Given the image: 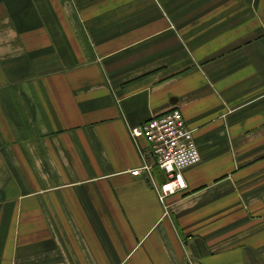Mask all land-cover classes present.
Returning a JSON list of instances; mask_svg holds the SVG:
<instances>
[{"label": "crops", "instance_id": "crops-1", "mask_svg": "<svg viewBox=\"0 0 264 264\" xmlns=\"http://www.w3.org/2000/svg\"><path fill=\"white\" fill-rule=\"evenodd\" d=\"M172 109L161 204L129 128ZM263 167L264 0H0V264H264Z\"/></svg>", "mask_w": 264, "mask_h": 264}, {"label": "built area", "instance_id": "built-area-1", "mask_svg": "<svg viewBox=\"0 0 264 264\" xmlns=\"http://www.w3.org/2000/svg\"><path fill=\"white\" fill-rule=\"evenodd\" d=\"M129 131L134 140L142 137L146 140V154L151 157L150 162L146 161L132 172L137 175L144 171L153 182L152 167H158L164 173L165 180L154 186L158 198L163 202L185 189L183 172L199 163L201 155L194 139V129L188 125L182 112L179 109L169 110L130 127Z\"/></svg>", "mask_w": 264, "mask_h": 264}, {"label": "rangeland", "instance_id": "rangeland-1", "mask_svg": "<svg viewBox=\"0 0 264 264\" xmlns=\"http://www.w3.org/2000/svg\"><path fill=\"white\" fill-rule=\"evenodd\" d=\"M142 140H144L145 142H146V140L142 137L141 138ZM264 168V167H263ZM132 175V174H131ZM261 176H263L264 177V173H261ZM141 177V179L142 180H144L145 181V176L144 175H141L140 176ZM262 177V181H261V183H259V185H260V188H262V189H264V178ZM256 183V182H255ZM153 188H154V190H155V186H154V184L155 185H157V183L155 182V180H153ZM255 186H256V184H255ZM156 191V190H155ZM157 194V193H156ZM157 197H158V195H157ZM158 200L160 201V203L162 204V201L158 198ZM167 205V204H166ZM162 207H163V205H162ZM148 216H145V215H138L137 216V224L138 225H140L141 227H143V225L148 221ZM137 236H138V234L140 233V231L138 230L137 232ZM133 242L135 243L136 242V237L135 238H133ZM138 247V246H137ZM136 247V248H137ZM131 248V246L129 245V243L127 242V249H123V253L121 254V257L122 258H124L125 257V255H126V253H127V250H129ZM180 248H181V252H184V250H183V248L180 246ZM188 254V253H187ZM141 255H143L145 258H147L146 257V254H145V251H142V249H138L137 251H136V253L134 254V257L132 256L131 258H130V260L129 261H127L126 262V264H149V262H147V260H145V261H142L141 260Z\"/></svg>", "mask_w": 264, "mask_h": 264}, {"label": "trees", "instance_id": "trees-1", "mask_svg": "<svg viewBox=\"0 0 264 264\" xmlns=\"http://www.w3.org/2000/svg\"><path fill=\"white\" fill-rule=\"evenodd\" d=\"M165 180V178L163 179V181ZM163 181H161V182H163Z\"/></svg>", "mask_w": 264, "mask_h": 264}]
</instances>
